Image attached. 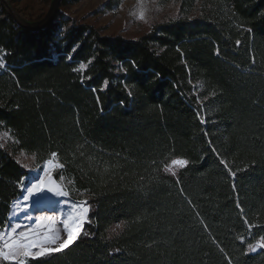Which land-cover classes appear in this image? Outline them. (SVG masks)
I'll use <instances>...</instances> for the list:
<instances>
[{
    "label": "trees",
    "instance_id": "obj_1",
    "mask_svg": "<svg viewBox=\"0 0 264 264\" xmlns=\"http://www.w3.org/2000/svg\"><path fill=\"white\" fill-rule=\"evenodd\" d=\"M78 1L39 31L0 5V130L12 153L56 152L89 208L68 247L26 264H264V0H178L137 39L68 26ZM26 174L0 147V229Z\"/></svg>",
    "mask_w": 264,
    "mask_h": 264
},
{
    "label": "rangeland",
    "instance_id": "obj_2",
    "mask_svg": "<svg viewBox=\"0 0 264 264\" xmlns=\"http://www.w3.org/2000/svg\"><path fill=\"white\" fill-rule=\"evenodd\" d=\"M12 10L26 21H39L41 20L49 9L51 0H6ZM106 0H79L76 3L69 4L61 8V13L65 20H68V26L73 24L88 25L96 29L102 36H121L127 39H137L148 32L154 27L168 22L170 20L179 18L178 16V0H169L167 3L161 4L159 0H124L117 8L109 12H103L102 6ZM1 5V3H0ZM2 9L0 8V14ZM143 12L144 18L140 19L138 16ZM199 10L195 7L190 12L183 14L180 17H186L188 19L198 18ZM6 133L0 130V144H3L4 150L10 153L14 160L25 170L26 177L21 181L20 194L15 198L9 206V215L7 216L4 226L0 231H4L5 227L11 223H20L24 227L18 229V231H24L29 234L30 238L36 237L38 234H44L39 238L45 239L50 231L56 230L55 234L60 236L59 229L52 228L50 231L43 229V224L46 222L42 220L39 224L36 223V217L46 215L48 208H52L51 204H44L43 207H36L33 209L35 204L30 203V207L25 210L23 195L26 194V190H22L21 185L30 186L31 183L35 182L44 174V162H38L33 159L32 155L26 154L21 155V152L12 153L9 149L10 139ZM19 161V162H18ZM171 166V162L168 164ZM184 166V165H183ZM183 166H171L172 171H165L170 175H176V173ZM61 167H53L50 170V175L54 185L61 186L65 191L68 192L66 197H57L51 193H44L48 199L51 197L56 198V205L70 218L73 223L72 231L75 233V238L80 232L83 225L87 222L88 216V205L87 212L83 211L85 205L82 203L86 201L83 199H75L70 196L67 184L64 179L59 176V170ZM175 172V174H173ZM19 204V207L17 206ZM79 205V207H76ZM26 215L32 216L34 219L29 221L25 219ZM30 226V227H29ZM74 241V240H73ZM72 241V242H73ZM261 243L254 244L251 248V252H256L261 249ZM69 246V245H68ZM67 246V247H68ZM65 249V248H64ZM63 250V249H62ZM58 252V251H57ZM55 252H46L45 255ZM44 256V255H42ZM41 257V256H39ZM19 259V258H18ZM33 259L31 257L27 260ZM26 260V261H27ZM10 263L9 261H0Z\"/></svg>",
    "mask_w": 264,
    "mask_h": 264
},
{
    "label": "snow or ice",
    "instance_id": "obj_3",
    "mask_svg": "<svg viewBox=\"0 0 264 264\" xmlns=\"http://www.w3.org/2000/svg\"><path fill=\"white\" fill-rule=\"evenodd\" d=\"M138 18H144L143 12L140 13ZM237 43H239V41H237ZM0 66L4 65L0 63ZM83 67L84 65H81V68ZM5 135H8L9 138H12L10 132L6 133ZM13 142L18 143V141H15L14 139ZM0 147H3V144H0ZM21 155H26L23 150L21 151ZM57 156L58 154L56 152H52L50 154V159L44 162V174L40 176L38 180L31 183L30 186L24 184L21 185L22 190H26V194L22 197L25 210L30 207L29 202L35 204L37 207L45 203L48 198L45 195H42L44 193H51L57 197H66L68 195V192L65 191L63 187L54 185L50 175V170L53 167H63V164L57 161ZM32 158H36L35 153L33 154ZM186 163L187 162L182 159H174L171 161V166H183ZM221 163H224V161L222 160ZM171 166H166V170L172 171ZM173 174H175V172H173ZM61 179H63V177H61ZM82 203L85 205L83 211L86 213L87 201ZM17 206L19 207V204ZM76 207H79V205H76ZM86 218L87 217L85 216L84 219ZM25 219L31 221L34 218L30 215H26ZM35 219L37 224L45 219L52 220L51 217L43 216L36 217ZM22 227L24 226L20 223H9L5 227L4 231H0V261H9L10 264H26L27 258L31 257L35 259L39 256L45 255L46 252L61 251L75 239V233L71 230V227L67 223H65V231L67 232L66 240L63 239L62 236H57L55 234L56 230L50 231L43 240L39 238L40 236L44 235L42 233L38 234L36 237L30 238L27 232L18 231V229H21ZM122 227V224H116L114 228L110 229V232L119 235L117 229H122ZM260 246L264 247V238H262V243ZM250 247L252 246L250 245Z\"/></svg>",
    "mask_w": 264,
    "mask_h": 264
},
{
    "label": "water",
    "instance_id": "obj_4",
    "mask_svg": "<svg viewBox=\"0 0 264 264\" xmlns=\"http://www.w3.org/2000/svg\"><path fill=\"white\" fill-rule=\"evenodd\" d=\"M0 3L3 6L4 10L6 11V13L13 19V21L16 24H18V26L25 28L29 31H39L47 27L50 23H52L55 20V16L59 8L60 0H51L49 9L45 14V16L39 21H32V22L26 21L18 17V15H16V13L12 10V8L10 7L9 3L6 0H0Z\"/></svg>",
    "mask_w": 264,
    "mask_h": 264
},
{
    "label": "bare ground",
    "instance_id": "obj_5",
    "mask_svg": "<svg viewBox=\"0 0 264 264\" xmlns=\"http://www.w3.org/2000/svg\"><path fill=\"white\" fill-rule=\"evenodd\" d=\"M44 204H51L52 208H48L46 215H44L43 217H51L52 220L45 219L46 222L42 226L43 229L45 231H50V229H52L53 227L56 229H59L60 236H62L63 239L66 240L67 232L65 231V223H67L71 227V230H72V227H73L72 221L66 215V213H64L60 208L57 207L56 198L51 197L47 199L46 202L41 205V207H43ZM36 207L37 206L34 205L33 209L34 210L37 209Z\"/></svg>",
    "mask_w": 264,
    "mask_h": 264
}]
</instances>
